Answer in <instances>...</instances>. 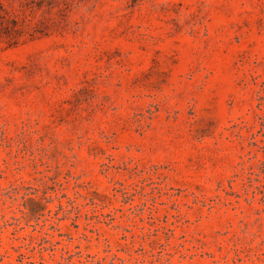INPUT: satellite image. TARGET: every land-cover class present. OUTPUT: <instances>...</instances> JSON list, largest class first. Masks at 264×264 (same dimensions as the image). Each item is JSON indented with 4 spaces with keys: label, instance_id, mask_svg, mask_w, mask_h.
I'll list each match as a JSON object with an SVG mask.
<instances>
[{
    "label": "clouds",
    "instance_id": "obj_1",
    "mask_svg": "<svg viewBox=\"0 0 264 264\" xmlns=\"http://www.w3.org/2000/svg\"><path fill=\"white\" fill-rule=\"evenodd\" d=\"M0 264H264V0H0Z\"/></svg>",
    "mask_w": 264,
    "mask_h": 264
},
{
    "label": "rangeland",
    "instance_id": "obj_2",
    "mask_svg": "<svg viewBox=\"0 0 264 264\" xmlns=\"http://www.w3.org/2000/svg\"><path fill=\"white\" fill-rule=\"evenodd\" d=\"M225 59L226 57H224L222 51L214 53L211 59L204 64L203 74L208 77L210 81L218 77L223 70Z\"/></svg>",
    "mask_w": 264,
    "mask_h": 264
}]
</instances>
